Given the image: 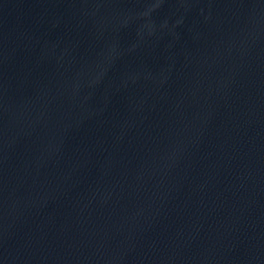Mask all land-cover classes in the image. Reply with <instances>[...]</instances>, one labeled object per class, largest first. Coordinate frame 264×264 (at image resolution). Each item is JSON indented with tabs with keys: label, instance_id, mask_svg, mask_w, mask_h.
I'll use <instances>...</instances> for the list:
<instances>
[{
	"label": "water",
	"instance_id": "95a60500",
	"mask_svg": "<svg viewBox=\"0 0 264 264\" xmlns=\"http://www.w3.org/2000/svg\"><path fill=\"white\" fill-rule=\"evenodd\" d=\"M0 264H264V0H0Z\"/></svg>",
	"mask_w": 264,
	"mask_h": 264
}]
</instances>
